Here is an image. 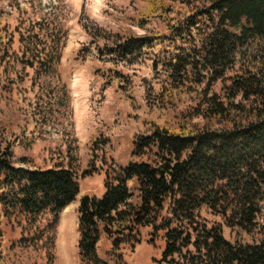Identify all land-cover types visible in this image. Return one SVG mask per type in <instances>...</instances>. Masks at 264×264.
<instances>
[{
  "label": "trees",
  "instance_id": "16d2710c",
  "mask_svg": "<svg viewBox=\"0 0 264 264\" xmlns=\"http://www.w3.org/2000/svg\"><path fill=\"white\" fill-rule=\"evenodd\" d=\"M22 25L8 32L0 23V90L13 84L16 66L32 72V85L59 81L65 36L57 20ZM135 25L142 35L82 29L127 104L132 80L118 66L149 61L148 110L177 112L173 125L145 120L124 166L102 156L81 174L104 178L102 193L77 207L80 264H110L98 254L102 241L124 264L122 248L133 250L145 230L148 245L161 244L152 264H264V0H148ZM10 135L0 140V264L3 224L19 228V246L48 249L52 260L59 215L79 194L76 173L71 162L21 167L14 158L22 138Z\"/></svg>",
  "mask_w": 264,
  "mask_h": 264
},
{
  "label": "rangeland",
  "instance_id": "374dc122",
  "mask_svg": "<svg viewBox=\"0 0 264 264\" xmlns=\"http://www.w3.org/2000/svg\"><path fill=\"white\" fill-rule=\"evenodd\" d=\"M147 1L0 0V23L8 27V32L20 23L26 26L30 20L55 18L65 36L58 82L44 84L42 79L32 85L30 70L22 71L18 66L11 69L9 77L13 84L0 90V140L10 134L22 138L14 160L24 168L45 169L71 162L79 186L75 201L59 215L54 248L49 249L53 259L46 258L48 249L19 246L16 243L19 228L3 224L6 264H80L76 248L77 207L82 197H98L102 193L104 178L99 170L87 177L81 174L93 166L98 169L102 156L118 166L130 161L132 137L145 129V120L174 124L176 110L162 113L148 110L146 88L153 74L150 62L118 66L132 80L134 100L129 105L106 83L111 65L97 59L95 47L82 29L84 25L142 35L135 22ZM153 27L160 29L155 23L147 24V28ZM17 46L15 34L13 48ZM62 86L66 96L58 100L56 94L63 92ZM30 138L34 143H28ZM22 159L23 162H18ZM201 214L209 222L221 223L219 217L206 209ZM222 233L230 239V231L223 225ZM147 235V230L142 232V242L133 250L122 248L124 264H152L151 260L159 257L161 244L148 245ZM108 250L102 241L98 246L99 256L114 264Z\"/></svg>",
  "mask_w": 264,
  "mask_h": 264
},
{
  "label": "bare ground",
  "instance_id": "6f19581e",
  "mask_svg": "<svg viewBox=\"0 0 264 264\" xmlns=\"http://www.w3.org/2000/svg\"><path fill=\"white\" fill-rule=\"evenodd\" d=\"M69 209V206H67L63 211L65 212L66 210H68Z\"/></svg>",
  "mask_w": 264,
  "mask_h": 264
}]
</instances>
